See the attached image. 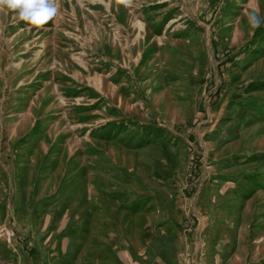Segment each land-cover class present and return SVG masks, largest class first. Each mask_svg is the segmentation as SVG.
<instances>
[{"label": "rangeland", "instance_id": "obj_1", "mask_svg": "<svg viewBox=\"0 0 264 264\" xmlns=\"http://www.w3.org/2000/svg\"><path fill=\"white\" fill-rule=\"evenodd\" d=\"M0 6V261L264 264V0Z\"/></svg>", "mask_w": 264, "mask_h": 264}, {"label": "clouds", "instance_id": "obj_2", "mask_svg": "<svg viewBox=\"0 0 264 264\" xmlns=\"http://www.w3.org/2000/svg\"><path fill=\"white\" fill-rule=\"evenodd\" d=\"M0 6L18 14L20 20L34 27H41L57 14L55 0H0ZM248 23L255 29L264 24V18L253 9L248 14Z\"/></svg>", "mask_w": 264, "mask_h": 264}, {"label": "built area", "instance_id": "obj_3", "mask_svg": "<svg viewBox=\"0 0 264 264\" xmlns=\"http://www.w3.org/2000/svg\"><path fill=\"white\" fill-rule=\"evenodd\" d=\"M0 264H10V263L6 261H0Z\"/></svg>", "mask_w": 264, "mask_h": 264}]
</instances>
